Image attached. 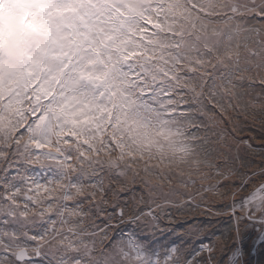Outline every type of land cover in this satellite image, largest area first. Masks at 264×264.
I'll list each match as a JSON object with an SVG mask.
<instances>
[{
  "label": "snow or ice",
  "instance_id": "6c2138e0",
  "mask_svg": "<svg viewBox=\"0 0 264 264\" xmlns=\"http://www.w3.org/2000/svg\"><path fill=\"white\" fill-rule=\"evenodd\" d=\"M0 264H264V0H0Z\"/></svg>",
  "mask_w": 264,
  "mask_h": 264
}]
</instances>
